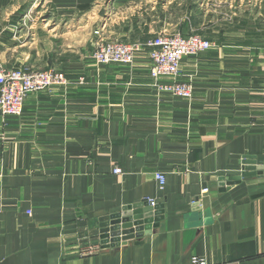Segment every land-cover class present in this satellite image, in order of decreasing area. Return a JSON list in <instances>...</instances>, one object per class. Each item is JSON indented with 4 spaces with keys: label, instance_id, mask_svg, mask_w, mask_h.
<instances>
[{
    "label": "crops",
    "instance_id": "obj_1",
    "mask_svg": "<svg viewBox=\"0 0 264 264\" xmlns=\"http://www.w3.org/2000/svg\"><path fill=\"white\" fill-rule=\"evenodd\" d=\"M97 29L209 40L174 78L192 97L155 86L146 48L95 62ZM263 43L264 0H0L4 66L67 79L0 113V264H264V174L221 180L264 159ZM148 200L158 225L102 248L99 222Z\"/></svg>",
    "mask_w": 264,
    "mask_h": 264
},
{
    "label": "built area",
    "instance_id": "obj_2",
    "mask_svg": "<svg viewBox=\"0 0 264 264\" xmlns=\"http://www.w3.org/2000/svg\"><path fill=\"white\" fill-rule=\"evenodd\" d=\"M97 40L92 52V59L99 64L110 62L127 63L133 60L136 52L146 48L150 59V76L160 90L180 98L192 97V86L174 78L178 75L180 63L184 56L196 55L211 46V42L199 34L183 36L179 32H162L145 43H130L117 39H107L99 29L94 31ZM264 49V43H263ZM162 77L173 78L169 82L159 81ZM81 82V80H80ZM67 84L65 75L54 68H32L27 66L7 68L0 57V113L3 115H19L27 94L41 91L53 86ZM120 173L119 167L114 169ZM154 177L160 186L165 183L164 174L156 172ZM208 189L204 188V192ZM155 205L154 200H148ZM94 246V245H93ZM89 246L87 251L98 250L99 246ZM191 264H206L205 260L192 257Z\"/></svg>",
    "mask_w": 264,
    "mask_h": 264
},
{
    "label": "water",
    "instance_id": "obj_3",
    "mask_svg": "<svg viewBox=\"0 0 264 264\" xmlns=\"http://www.w3.org/2000/svg\"><path fill=\"white\" fill-rule=\"evenodd\" d=\"M239 174L222 178L226 185L240 182L241 178L264 174V159L243 158ZM163 204L150 205L146 201L141 204L122 206L112 212L98 224V237L102 248L120 246L121 242L130 237H139L146 230L156 227L162 219Z\"/></svg>",
    "mask_w": 264,
    "mask_h": 264
}]
</instances>
